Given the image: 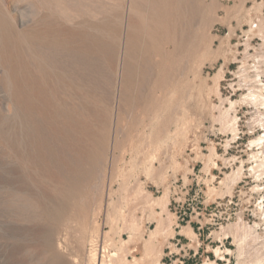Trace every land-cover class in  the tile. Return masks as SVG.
<instances>
[{
  "label": "rangeland",
  "instance_id": "374dc122",
  "mask_svg": "<svg viewBox=\"0 0 264 264\" xmlns=\"http://www.w3.org/2000/svg\"><path fill=\"white\" fill-rule=\"evenodd\" d=\"M52 1H46V8L43 0H0V264H258L264 258V143H258L264 137V100L248 95L264 97V0H201L200 13L194 11L195 0H188L187 14L176 0H164L169 12L161 16L165 30L159 33L151 31L157 21H151L155 17L146 0L134 5L133 0H62L60 14L52 12ZM131 2L139 16L132 13ZM4 20L9 21L6 31ZM130 26L132 54L136 50L132 59H150V52L155 57L157 72L147 80L156 93L146 118L139 111L131 117L129 106L124 108L120 134L121 66ZM145 28L161 35H150ZM55 30L81 53L88 50L87 32L100 40L104 35L103 47L93 46L76 65L78 102L91 111L87 123L93 131L107 124L102 164L91 181L79 185L77 201H68L66 214L59 200L66 186L55 160L58 118L44 96L29 86L36 101L31 104L34 118L32 114L27 121L17 103L22 75L9 68L17 55L26 60L29 52L48 53L45 45L46 52L37 45L42 35L53 38ZM16 35L22 44L14 40ZM165 38L175 42L174 51L173 41ZM32 40L39 42L36 50ZM110 42L117 46L112 55ZM150 47L161 50L156 48L154 56ZM89 54H97L96 60ZM81 59L93 62L91 69L80 65ZM31 70L43 84L35 67ZM81 73L93 79L87 81L90 86L80 82L85 80ZM131 78L139 80L136 74ZM27 83L34 84L33 79ZM43 85L57 101L54 82ZM43 141L54 154L51 161ZM51 201L59 210L49 209ZM52 210L60 218L52 219ZM70 216L77 223L70 224Z\"/></svg>",
  "mask_w": 264,
  "mask_h": 264
},
{
  "label": "bare ground",
  "instance_id": "6f19581e",
  "mask_svg": "<svg viewBox=\"0 0 264 264\" xmlns=\"http://www.w3.org/2000/svg\"><path fill=\"white\" fill-rule=\"evenodd\" d=\"M47 2H50V1H48V0H46ZM46 1H44L43 0V2H45L46 3ZM54 1V0H53ZM53 1L51 2V4L53 3ZM59 1H62V0H55L54 1V4H53V6H52V12L54 13V14H57V13H59L60 11H59V9L61 8V5L59 6L58 5V2ZM138 1H140V0H138ZM174 1V0H173ZM200 1L201 0H195V12L197 11L198 13H200L201 12V4H200ZM41 2H42V0H41ZM42 2V3H43ZM144 1L143 0H141V3H143ZM41 3V4H42ZM59 3H61V2H59ZM144 3H148L149 4V9L152 7V9H150V10H152V11H149V9L147 10L148 12H151V13H153L152 15V17H155L153 20H151L152 22L155 20V22L157 23H152L151 22V24H153V26H151L150 25V28L152 27V29H154V30H151V29H147V28H145V29H147V30H149L148 32L150 33V35L151 34H154L155 32H150V30L151 31H157L158 33L159 32H162V30L164 29L165 30V28H163V27H165V26H163V24H162V21L165 19H162L161 18V16L163 17V15L165 14V13H167V12H169V10H167L166 8V5H168L169 3L168 2H166V3H168V4H164V0H146V2H144ZM176 6L177 7H182V9H183V11H184V14H185V12H186V14L188 13L187 11L189 10V4H188V0H176ZM48 3H46V5H44V7H48L49 5H50V3H49V5H47ZM134 4H136V0H133V5ZM132 5V2H131V7L133 6ZM142 5V4H141ZM140 4H138V6H141ZM144 5V4H143ZM142 5V6H143ZM58 6H59V8H58ZM138 6L136 5V7L138 8ZM145 6H146V4H145ZM144 6V8L145 9H147L146 7ZM148 6V5H147ZM175 6V5H174ZM183 6H184V8H183ZM46 7V8H47ZM171 7H172V5H171ZM141 8V7H140ZM140 8H138V9H140ZM48 9H50V8H48ZM132 13L133 12H136L135 10V6L134 7H132ZM135 9V10H134ZM169 9V8H168ZM175 9V8H174ZM191 9V8H190ZM63 10V9H62ZM61 10V11H62ZM142 10H143V8H142ZM165 10H167V12H165ZM172 10V9H171ZM175 10H177V9H175ZM192 10V9H191ZM190 10V12H193V11H191ZM141 11V10H140ZM174 11V10H173ZM137 12H139L138 10H137ZM137 12L136 13H134V14H137ZM61 13V12H60ZM59 13V14H60ZM141 13V12H140ZM171 13V12H170ZM133 14V15H134ZM147 14V13H146ZM173 14V13H172ZM190 14H192V13H190ZM138 16H139V14H137ZM151 14H149V16H150ZM167 15V14H166ZM175 15H177V14H175ZM183 15V14H182ZM195 15V14H194ZM198 15V14H197ZM200 15V14H199ZM135 16V15H134ZM148 16V17H149ZM169 16V15H168ZM167 16V17H168ZM184 16V18L186 17L185 15H183ZM137 17V16H136ZM164 17H166V16H164ZM175 17H179V16H175ZM181 17V16H180ZM198 17V16H197ZM141 18V15H140V17L138 18V20ZM151 18V17H150ZM150 18L149 19H147V16H146V20H150ZM176 18V19H177ZM4 19V18H3ZM2 19V20H3ZM143 19V17L141 18V20ZM145 19V18H144ZM152 19V18H151ZM157 19V20H156ZM183 19V18H182ZM40 20H42V19H40ZM45 20V19H44ZM145 20V21H146ZM178 20V19H177ZM181 20V19H180ZM179 20V21H180ZM184 20V19H183ZM186 20V19H185ZM46 21V20H45ZM44 21V22H45ZM140 21V20H139ZM147 21V22H148ZM9 21H3V29H4V31H6V29L8 30V29H10L9 28V23H8ZM13 22V21H12ZM150 22V21H149ZM148 22V23H149ZM182 22V21H181ZM184 22H186V21H184ZM183 22V23H184ZM142 23H143V21H142ZM146 24V22H145V25H148L149 26V24ZM163 23H166V22H163ZM168 23H169V21H168ZM47 24H48V22H47ZM87 24L88 23H86L85 24V26H87ZM156 24V25H155ZM144 25V26H145ZM154 25H155V28H153L154 27ZM168 25V24H167ZM170 25H171V23H170ZM15 26V25H14ZM182 26H184V25H182ZM16 27V26H15ZM52 27V26H51ZM139 27V26H138ZM147 27V26H146ZM17 28V27H16ZM48 28H50V27H48ZM54 28V27H53ZM136 28V27H135ZM135 28H134V30H135ZM139 28H142V27H139ZM129 35H128V38H127V42H126V46H125V55L123 56L124 57V62H122L123 63V65L121 66L123 69H122V71H121V75H122V80L120 81L121 82V88H120V109H119V118H117L118 120L116 121V122H118L117 123V131L120 133V131H121V133L120 134H122V130H121V128H120V124L122 123V114H123V111L126 109L125 107L126 106H129V108H127L128 109V111L131 113V117H132V115L135 113L136 114V112L138 113V111L141 113V115H144V117L146 118L148 115H150L153 111V109L151 110V101H150V99H151V97H153L154 96V93H156L155 91H154V86H151V84H149V82H148V80H147V78L148 77H150V76H152V73L153 72H157L156 71V69L154 70L153 69V67L154 66H156V64L154 65L153 64V61L155 60L154 58H153V56H152V54H151V52H150V55L152 56H149L148 55V53H147V55L150 57V59L148 58H145L144 59V57L143 58H141V57H136V58H138V59H136V62L134 61V59H132V57H133V54H134V56H136V50H134L135 52L132 54V52H133V49L135 48V47H133L134 46V38H133V34H132V27L130 26L129 28ZM145 29H143V31L145 30ZM175 29V28H174ZM14 30H16L15 28H14ZM147 30L146 31H144V32H147ZM168 29H167V27H166V31H167ZM169 31V30H168ZM45 32V31H44ZM49 32H51V31H49ZM138 32V31H137ZM164 32V31H163ZM170 32V31H169ZM168 32V33H169ZM6 33V32H5ZM7 33H8V31H7ZM13 33L15 34V31H13ZM12 33V31H11V34H13ZM19 33V32H18ZM149 33H144L143 35L144 36H146V34H149ZM11 34H9V35H11ZM19 34H21V33H19ZM41 34V33H40ZM51 34V33H50ZM141 34V33H140ZM170 34V33H169ZM8 35V34H7ZM53 38H51V39H48V38H50V37H47V36H44V35H42L41 37L42 38H40L39 39V41H41L40 43L38 42V40H32V42L30 43V44H33V45H31V46H33L32 48H34L35 50L37 49L36 48V45H37V43H39V45H37V46H39L40 47V45H41V48L40 49H42V51H43V45H45L47 48L46 49H49L48 51V53L46 52V53H42L41 54V56L39 57V56H37V55H34V54H32L31 52H29L28 53V56L27 55H24V56H26V57H28V59H26V60H24V59H22L21 58V56L20 57H18V55H17V61H14V62H11V63H9V64H11L10 66H9V68L12 70V71H14V72H17L16 70H19L18 72L22 75V82H23V87H22V85L19 87V88H16V90H17V92L19 93V92H21V95H22V98H20V99H18L17 98V103L20 105V106H22L23 108H21V110L23 109V113H25L24 115H25V118L27 119H29L30 117L32 118V112H34L33 111V109H32V107H31V104H33L32 102H34L35 103V101H36V98H34V96H33V98H32V95H31V93H30V95H31V97H30V95H29V86H33V89H34V87L36 88V90H37V92L38 93H40V94H42L43 96H44V98L48 101V103H49V108H47V111H48V109L53 113V116H55L56 115V117L58 118V121H55L54 123H55V125H54V127L56 128V131H57V135H58V137H57V141H58V148H57V155H56V170H57V174H58V176H59V178L61 179V181L63 182V184L66 186V190L64 191V192H60V197H59V200H60V206L62 207V208H64V209H62L63 211L66 209L65 207L67 206V203H68V201L69 200H72V199H75L76 198V195H77V192H78V190H80V189H78V187H79V185L80 184H85V180H87V179H89L90 177H92L93 175H95V173L98 171V169L100 168V166H101V164H102V158H103V150H104V139H105V134H106V122L103 124V126L101 127V128H99V130H97V131H93V129L92 128H90V125L87 123V121L88 120H90V118H91V111H90V107H86V105H80V103L78 102V91H80L79 90V87L77 86V85H79L78 83H79V81L78 80H76V76H79V72H77L76 73V71H78L77 69H76V65H77V63H78V58H82V56H84V58L86 59L87 58V53H88V51H90V50H92V47L93 46H95V45H97L98 46V44L99 45H101V44H104L103 43V39H104V35L103 36H101V35H99V34H97V35H99V36H101L102 38V40H100L98 37H95V36H92V34H90L89 32H87L84 36V38L86 39V48L88 49L87 51H85V52H83V53H81V52H78V50L77 49H75V48H73V47H71V42L70 41H68V40H65V39H63V38H61V36H60V34H59V31H58V33H57V31L55 30V34L53 33ZM94 35V34H93ZM142 35V36H143ZM150 35H147V36H150ZM155 35H161V34H157V33H155ZM155 35H152L153 37L152 38H154V36ZM166 35H168V34H166ZM111 36H112V34H111ZM110 36V37H111ZM146 36V37H147ZM31 37V36H30ZM113 37V36H112ZM112 37H111V40H112V42L113 43H116V41L117 40H115V42H114V38L112 39ZM156 37V36H155ZM159 37H161V36H158V38ZM164 37H166V36H164ZM168 38H171V37H169V35L167 36ZM28 38V40H29V37H27ZM31 38H33V37H31ZM30 38V39H31ZM148 38V37H147ZM151 38V37H150ZM167 38V39H168ZM173 39H174V37H172ZM24 39V38H23ZM26 39V38H25ZM24 39V40H25ZM34 39V38H33ZM36 39V38H35ZM116 39V38H115ZM142 39H143V37H142ZM145 39V38H144ZM161 39V38H160ZM159 39V40H160ZM163 39V38H162ZM166 39V38H165ZM166 39V40H167ZM14 40L18 43H20V44H22L24 41L22 40V37L20 38V35H16L15 37H14ZM23 42H22V41ZM27 40V39H26ZM25 40V42H27ZM105 40H108V39H106L105 38ZM104 40V41H105ZM149 40V39H148ZM159 40L156 38H154V41L155 42H159ZM169 40V39H168ZM171 40V39H170ZM169 40V41H170ZM101 41H102V43H101ZM141 41V40H140ZM144 41V40H143ZM149 41H151V40H149ZM171 41H173V40H171ZM12 42H14V41H12ZM15 42V44H17ZM107 42V41H106ZM105 42V43H106ZM108 42H109V40H108ZM145 42V41H144ZM152 42V41H151ZM150 42V43H151ZM154 42V43H155ZM162 42V43H161ZM160 43H161V46L163 45V43H165V42H167V41H165L164 42V39H163V41H161ZM18 43V44H19ZM113 43H109V46L106 44L104 47L106 48L107 46L109 47H107V49H109V50H111V52L109 51V50H107V52H110L111 53V55H112V51H116L114 48L115 47H117V46H115V45H113ZM170 43V42H169ZM175 44V42L173 41L172 43H170V44H172V47L174 46H176V44ZM141 44H142V42H141ZM157 44V43H156ZM155 44V45H156ZM169 44V45H170ZM14 45V44H13ZM144 45V44H143ZM152 45V44H151ZM165 45V44H164ZM168 45V46H169ZM28 46H29V44H28ZM141 48H142V46L141 45H139ZM147 46H148V44H147ZM157 46V45H156ZM39 47H38V49H39ZM99 47V50H100V46H98ZM101 47H103V45H101ZM149 47V46H148ZM154 47V46H153ZM152 47V48H153ZM162 47H164V46H162ZM171 47V46H170ZM173 47V48H174ZM95 48V47H94ZM93 48V49H94ZM97 48V47H96ZM141 48H139L138 47V49H141ZM144 48H145V46H144ZM144 48L143 49H141V50H139V51H142V50H144ZM151 48V47H150ZM151 48V49H152ZM156 48L158 49L159 47H155V51L156 52H154V48L152 49L153 50V52L155 53L154 54V56L156 55V53H157V51H159V50H161V48H159V50H156ZM172 48V51H174L175 50V48L173 49ZM44 49H45V47H44ZM90 49V50H89ZM146 49V48H145ZM99 50H98V53H99ZM101 50H102V48H101ZM104 50V49H103ZM163 50V49H162ZM167 50V49H166ZM20 52H21V50H19ZM43 51V52H44ZM148 51V50H147ZM168 51H170V50H168ZM171 51V52H172ZM101 52V51H100ZM164 52H165V50H164ZM170 52V54L169 55H171L172 53ZM103 53V52H102ZM142 53H144V54H146V52H144V51H142ZM166 53H168V52H165V54ZM27 54V53H26ZM92 54V53H91ZM91 54H89L91 57L93 56V55H91ZM94 54V53H93ZM139 54V53H138ZM144 54H142V55H144ZM158 54H159V52H158ZM161 54H162V51H161ZM165 54H162V55H165ZM110 55V56H111ZM141 55V56H142ZM167 55V54H166ZM24 56H22V57H24ZM96 56H97V54H96ZM96 56H94V57H96ZM99 56H100V53H99ZM105 56V55H104ZM139 56H140V54H139ZM168 56V55H167ZM94 57H92V59H94ZM107 56H105V58H106ZM109 57V56H108ZM145 57H147V56H145ZM157 57V56H156ZM164 57V56H163ZM16 58V57H15ZM20 58V59H19ZM83 58V59H84ZM98 58V57H97ZM100 58H101V56H100ZM141 58V59H140ZM154 60H153V59ZM83 59H81L80 60V62L82 63V64H80V62H79V64L80 65H83V63H85V62H83ZM84 59V60H85ZM89 59L92 61V59L89 57ZM103 59V58H102ZM107 59V58H106ZM140 59V60H139ZM89 60V61H90ZM94 60H96V59H94ZM93 60V61H94ZM132 60L134 61V62H132ZM90 61V62H91ZM98 61V60H97ZM97 61H95L96 63H97ZM87 62V64H88V60L86 61ZM99 62V64H101V62L100 61H98ZM154 62H156V61H154ZM158 62V61H157ZM93 63V62H92ZM92 63H90V64H92ZM96 63H94L95 64V66H96ZM103 63V62H102ZM54 65V66H52V65ZM87 64L85 63V65L87 66ZM90 64H88V66L86 67L85 65V67L86 68H90L91 67V65ZM93 64V65H94ZM159 64H160V62H159ZM92 65V66H93ZM102 65V64H101ZM31 66H33V67H35V69H36V72H38V74L40 75V77H41V81H43V84H44V82L45 83H47V81H49L50 80V82L51 81H53L54 82V85H55V92H56V97H57V101H56V99L53 97V96H51L50 95V93L48 94V93H46L45 92V88H44V85L43 84H41V83H39L38 84V79L35 77V74H33L32 72H34V71H32L31 70ZM142 66H143V68H142ZM153 66V67H152ZM158 67H159V65H157ZM78 67V66H77ZM85 67H83L85 70L84 71H86V68ZM94 67V66H93ZM164 67V66H163ZM55 68V69H54ZM54 69V70H53ZM91 69V68H90ZM80 70H82V69H80ZM154 70V71H153ZM83 71V72H84ZM17 72V73H18ZM87 72V71H86ZM85 72V73H86ZM17 73H16V75H17ZM35 73V72H34ZM90 73V72H89ZM154 73V74H155ZM183 73V72H182ZM15 74V73H14ZM77 74V75H76ZM82 74V78H84L85 77V80L84 79H81L80 80V78L81 77H79V80H80V82L81 81H84L86 84H87V86L89 85V83L87 82V81H89V79H91V78H89L88 79V77H90V76H88L87 78H86V76L88 75H86V76H84L83 74L84 73H81ZM138 75V78H139V80H134L133 78H131V76H134V75ZM15 75V76H16ZM21 75H20V77H21ZM156 76V75H155ZM13 77H14V75H13ZM40 77H38V78H40ZM154 77V75L152 76V78ZM28 78H30V79H33V82H34V84L32 83H27L28 82ZM121 78V77H120ZM151 77H150V79H152ZM14 79H15V77H14ZM130 79H132L131 80V82H130ZM91 80H93V79H91ZM134 80V82H132ZM153 80H154V78H153ZM77 81H78V83H77ZM135 81H137L136 82V84H135ZM157 81V80H156ZM158 82V81H157ZM77 83V84H76ZM85 83H81L82 85L83 84H85ZM92 83V82H91ZM130 83H134L133 85L134 86H132L131 87V85H130ZM21 84V83H20ZM15 85V84H14ZM90 86V85H89ZM157 86V85H156ZM16 87H17V85H16ZM45 87H47L46 85H45ZM86 88V87H85ZM157 88V87H156ZM88 89V87L86 88V90ZM51 90V89H50ZM159 91V90H158ZM157 91V92H158ZM82 92H84V90H82L81 91V93ZM53 95V94H52ZM155 96H156V94H155ZM157 97V96H156ZM54 98V99H53ZM154 99H155V97H153ZM248 98H252V99H254L255 101H258V100H260V99H263L264 100V97L262 96V95H259V94H256V93H254V92H251L249 95H248ZM15 99H16V97H15ZM32 99H35L34 101L32 100ZM153 99V100H154ZM155 101V100H154ZM85 102V101H84ZM37 103H39V102H37ZM153 103V102H152ZM42 104V103H41ZM154 104V103H153ZM263 106H264V103H263ZM36 107V106H35ZM47 107V106H46ZM151 107V108H150ZM18 108V107H17ZM125 108V109H124ZM20 109V108H19ZM126 109V110H127ZM35 110V109H34ZM43 110V109H42ZM46 110V109H45ZM155 110V109H154ZM44 111V110H43ZM17 112H18V110H17ZM16 112V114H19V113H17ZM37 112V111H36ZM40 112V111H39ZM45 113V112H44ZM140 113H138V115L140 114ZM50 114V113H49ZM34 115L35 114H33V118H34ZM38 115V114H37ZM80 115L82 116L81 118H80ZM125 115V114H124ZM19 117V116H18ZM22 117V116H21ZM44 117V116H43ZM35 118H36V116H35ZM51 118V117H50ZM49 118V119H50ZM55 118V117H54ZM106 118H107V115L106 114H104L103 113V120H106ZM134 118V117H133ZM25 119V120H26ZM28 119H27V121H28ZM42 118H40V120H41ZM56 119V118H55ZM54 119V120H55ZM36 120V119H35ZM32 121L33 123L34 122H36V121ZM136 120V119H135ZM26 121V122H27ZM43 121H44V119H43ZM48 121V120H47ZM46 122V121H45ZM145 122V120H143V123ZM42 123V122H41ZM40 123V124H41ZM48 123V122H47ZM53 123V122H52ZM51 123V124H52ZM132 123V122H131ZM38 124V123H37ZM36 124V125H37ZM135 124V123H134ZM134 124H131V126L132 125H134ZM35 125V126H36ZM122 125V124H121ZM39 126V125H38ZM38 126H37V128H38ZM43 126V125H42ZM42 126H40V127H42ZM47 126V125H46ZM46 126H44L45 128H46ZM43 128V127H42ZM48 128V127H47ZM129 128V127H128ZM132 128V127H131ZM131 128L130 129H128V131L129 130H131ZM52 130V129H51ZM106 130V131H105ZM118 132H117V135H120V134H118ZM48 133H49V131H48ZM45 134H47V132L45 133ZM47 136V135H46ZM45 136V137H46ZM44 137V136H43ZM45 137H44V139H45ZM49 137V136H48ZM52 137H53V135H52ZM47 140V139H46ZM51 141V140H50ZM261 142H263L264 143V137L263 138H259V140H258V143H259V145L261 144ZM43 143V149H44V152H45V157H46V159L48 160V161H51L52 160V158H54V154L52 153V151H51V149H50V147H49V145H48V142L47 141H43L42 142ZM78 144L81 146V148H80V151L79 150H77V148H78ZM54 145H55V143H54ZM53 145V146H54ZM119 147V146H118ZM37 150V149H36ZM36 152V151H35ZM254 158H256V156H254ZM260 167V166H259ZM253 170H255V169H253ZM98 173V172H97ZM39 174V173H38ZM37 175V174H36ZM45 175V174H44ZM42 177V176H41ZM92 179V178H91ZM91 179H89L90 181H91ZM94 179H95V177H94ZM46 181V180H45ZM43 182V181H42ZM50 182V181H49ZM44 183V182H43ZM89 183V182H88ZM87 183V184H88ZM48 184V183H47ZM89 186H90V183H89ZM87 187V186H86ZM94 188V187H93ZM256 189H258L259 190V186L257 185L256 187H255ZM83 189H85V187H83ZM257 190V191H258ZM254 191H255V189H254ZM40 195V194H39ZM83 195V194H82ZM78 196V195H77ZM85 197V196H84ZM44 200H45V198H43ZM84 198H82V200H83ZM76 201H77V199H75ZM81 200V201H82ZM53 201V200H52ZM51 201V202H52ZM75 201V202H76ZM88 201V200H87ZM49 203H50V201H48ZM69 202H73V201H69ZM78 202H80L79 201V199H78ZM78 202H76V203H78ZM54 203H56V200H55V202ZM53 202H52V204L53 205H51V206H49V209H50V207L53 209V207L52 206H55L56 204H54ZM75 203V204H76ZM84 203V202H83ZM51 204V203H50ZM79 205V204H78ZM84 205V204H83ZM48 206V205H47ZM69 206V205H68ZM72 206V205H71ZM85 206V205H84ZM56 207V206H55ZM54 207V208H55ZM58 210H59V207L57 206L56 207ZM84 208V207H83ZM61 209V208H60ZM51 210V209H50ZM61 210V211H62ZM53 211V210H52ZM62 211V212H63ZM67 212H68V210H66ZM66 211H64V213L66 212ZM84 212L86 211L85 209L83 210ZM54 212L55 211H53L52 213H53V217H55L56 216V218H53L52 217V219H57V217H59V215H57L59 212L57 211V213L54 215ZM79 212V211H78ZM47 213V212H46ZM45 213V214H46ZM49 213H47V215H48ZM66 214V213H65ZM72 214V213H71ZM73 214H74V212H73ZM72 214V215H73ZM44 215V214H43ZM67 215H68V213H67ZM70 215V214H69ZM68 215V216H69ZM45 216V215H44ZM51 216H52V214H50V218H51ZM68 216L66 217V218H68ZM77 216V215H76ZM73 217V216H72ZM75 217V216H74ZM79 217V216H78ZM77 217V218H78ZM60 218V217H59ZM58 218V220H60ZM64 218V217H63ZM66 218H65V222H66ZM69 219H70V222H69V220H67L70 224H72L73 223V225H74V223L76 222V218L73 220V219H71V216L69 217ZM82 219H84V218H82ZM64 220V219H63ZM81 220V219H80ZM132 221H134V220H132ZM135 221H136V219H135ZM56 223H62L61 221H59V222H57V221H55ZM82 222V221H81ZM80 222V223H81ZM50 223H52V222H50ZM67 223V222H66ZM77 223V222H76ZM79 223V222H78ZM84 223V222H83ZM135 223V222H134ZM136 223H137V221H136ZM82 224V223H81ZM63 225V224H62ZM69 224H67V226H68ZM134 225V224H133ZM65 226H66V224H65ZM64 226V227H65ZM264 226V225H263ZM79 228V227H78ZM77 229V228H76ZM76 232V231H75ZM60 233V232H59ZM80 233V232H79ZM53 238V237H52ZM111 258L112 257H116V254H112V256H110ZM55 258V257H54ZM111 262H113V261H111ZM101 264H105L104 263V261H102V263ZM258 264H264V258L262 259V260H260L259 262H258Z\"/></svg>",
  "mask_w": 264,
  "mask_h": 264
},
{
  "label": "built area",
  "instance_id": "2783aa9c",
  "mask_svg": "<svg viewBox=\"0 0 264 264\" xmlns=\"http://www.w3.org/2000/svg\"><path fill=\"white\" fill-rule=\"evenodd\" d=\"M254 28H256V27H254Z\"/></svg>",
  "mask_w": 264,
  "mask_h": 264
}]
</instances>
